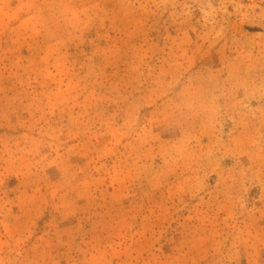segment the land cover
I'll use <instances>...</instances> for the list:
<instances>
[{"label": "rangeland", "instance_id": "rangeland-1", "mask_svg": "<svg viewBox=\"0 0 264 264\" xmlns=\"http://www.w3.org/2000/svg\"><path fill=\"white\" fill-rule=\"evenodd\" d=\"M0 264H264V0H0Z\"/></svg>", "mask_w": 264, "mask_h": 264}]
</instances>
